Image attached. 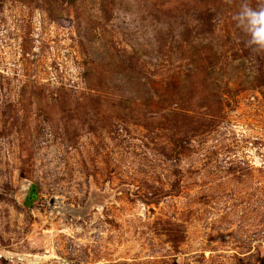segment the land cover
<instances>
[{
	"label": "rangeland",
	"instance_id": "obj_1",
	"mask_svg": "<svg viewBox=\"0 0 264 264\" xmlns=\"http://www.w3.org/2000/svg\"><path fill=\"white\" fill-rule=\"evenodd\" d=\"M240 5L0 0V264H264Z\"/></svg>",
	"mask_w": 264,
	"mask_h": 264
},
{
	"label": "clouds",
	"instance_id": "obj_2",
	"mask_svg": "<svg viewBox=\"0 0 264 264\" xmlns=\"http://www.w3.org/2000/svg\"><path fill=\"white\" fill-rule=\"evenodd\" d=\"M238 28L247 34V45L253 50H264V0L252 7L249 0H241L239 11L233 16Z\"/></svg>",
	"mask_w": 264,
	"mask_h": 264
},
{
	"label": "water",
	"instance_id": "obj_3",
	"mask_svg": "<svg viewBox=\"0 0 264 264\" xmlns=\"http://www.w3.org/2000/svg\"><path fill=\"white\" fill-rule=\"evenodd\" d=\"M50 206L52 208H58L59 211H62V209H63V207L59 205V201H57L55 197H52L50 199Z\"/></svg>",
	"mask_w": 264,
	"mask_h": 264
},
{
	"label": "bare ground",
	"instance_id": "obj_4",
	"mask_svg": "<svg viewBox=\"0 0 264 264\" xmlns=\"http://www.w3.org/2000/svg\"><path fill=\"white\" fill-rule=\"evenodd\" d=\"M35 258H41V259H43L44 257H40L39 255H35Z\"/></svg>",
	"mask_w": 264,
	"mask_h": 264
}]
</instances>
